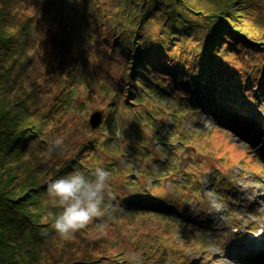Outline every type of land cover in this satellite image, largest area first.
Here are the masks:
<instances>
[{"label": "trees", "instance_id": "obj_1", "mask_svg": "<svg viewBox=\"0 0 264 264\" xmlns=\"http://www.w3.org/2000/svg\"><path fill=\"white\" fill-rule=\"evenodd\" d=\"M165 96L166 106L152 99ZM147 99L162 110L148 111ZM172 99L177 110L193 113L206 105L220 128L239 129L248 155L264 161V0H0V264H129L131 250L143 264L213 256L203 199L192 220L164 187L185 142L173 144V130L163 135L159 114L167 118ZM96 105L107 115L93 131L89 114ZM121 109L132 112L126 126ZM143 117L153 137L142 132ZM61 135L66 146L50 154ZM160 146L169 150L164 164ZM148 160H160V173H152ZM218 164L204 165L202 174L210 173L219 198L232 196L231 207L238 191ZM100 165L112 173L122 211L106 230L97 218L65 238L53 227L62 206L48 185L76 170L90 175ZM249 171L260 174L264 166ZM187 172L172 180L176 193L192 188L202 198L199 175ZM134 195L143 199L133 201ZM146 213L166 220L162 228L177 249L155 232L118 236L117 218ZM230 234L223 253L235 259L238 233Z\"/></svg>", "mask_w": 264, "mask_h": 264}, {"label": "rangeland", "instance_id": "obj_2", "mask_svg": "<svg viewBox=\"0 0 264 264\" xmlns=\"http://www.w3.org/2000/svg\"><path fill=\"white\" fill-rule=\"evenodd\" d=\"M85 92L86 89H82L78 95L79 99L84 98ZM88 93L92 94V89L89 88ZM152 99L165 106L169 105V101H171V99L169 100L166 96L161 100L155 97ZM154 100H145L148 111L151 110L152 105L156 107L154 104L156 101ZM159 103L158 105L162 106ZM170 105L171 111H169L170 113L166 116L167 118L158 113L161 118L160 123L163 128V135H167L170 130H173V137L170 139L171 142L176 144L178 138L183 139L185 142L177 151L179 158H172L173 162L177 163L175 173L164 180V187L169 195L172 197L176 196L184 203L192 220L198 219L201 209L197 207L196 203L198 200L203 199L201 208L205 211L207 219L211 221V225L213 226V229L210 230L211 243L208 247L210 252H215L213 256L203 258L201 254H191L188 255V257L192 259L193 264H253L257 257L259 258V256H262L263 259L259 264H264V255H257V253H264V171H261L262 173L260 174L249 171L251 169L259 170L261 166H264V161L261 159H254L252 155L249 156L248 153H250L249 150H251V147L240 137L239 132L241 131L239 129H237V131L235 129L234 131H230L229 129L220 128L216 124L215 118L208 112L206 105L204 109L200 110L198 113H193L188 107H180L181 110H177L179 104L173 99ZM156 108L157 111L162 110L158 107ZM94 109L102 110L101 125L103 120H105L104 118L107 115V111L100 105H96ZM173 110H177V112L180 111V113H175V117L172 118ZM92 112L93 110L91 113ZM120 114L121 117H119V121L125 126L130 124L132 112L121 109ZM142 122H144V124L141 125L142 132L145 135H151V137H153L155 132L152 133L153 125L151 122H148L144 117L141 118V123ZM252 122L253 121H251V123ZM155 123L159 124V121L158 123L155 121ZM130 129L132 130V127H130ZM159 148L164 151L158 153L157 157L163 161L164 164L169 150H165V147L161 146ZM255 148L256 147L253 149ZM216 151L220 155L219 157ZM143 152L146 153V151ZM231 159L234 160L233 163H231ZM160 160H148L154 175L160 173ZM173 162H171V166L174 165ZM212 162H218V165L221 167L225 166L226 168L223 171L225 176L230 178L233 177L232 182L238 190L235 204L238 206L239 202L240 204L244 203L247 205L243 213L237 209L235 204L231 207L228 205L229 202L232 201L231 195H228L225 200L217 196L216 191L209 185L208 178L210 173L202 174L205 172V170H202L203 166L211 164ZM131 164L132 163H130V165ZM162 169V172L165 173V168ZM182 170H187L189 174L199 175L202 198H200V195L198 196L199 191L196 190L193 192L192 188L185 189L182 195L179 192L176 193L177 189L173 186L174 183L172 180H181L182 177L180 172ZM152 178L146 180L145 183L147 187L151 186ZM112 183L115 184V181L112 180ZM118 184L119 182L116 183V186ZM116 190L119 191L118 188H116ZM153 191L157 193L161 192L162 189L160 187H154ZM132 199L133 201H141L143 198L134 195ZM117 220L119 225L116 228V233L118 236L136 239L139 237L142 238L149 232H155L159 236V241L166 243L164 246L167 248L171 246V249H177V246H174V244L169 245V236L162 228L163 224L166 222L165 219L146 213L140 215L135 214L134 216H127L124 218L120 217L117 218ZM237 223L241 230H244L247 225L249 228L255 229L251 232H259L261 238L257 240L251 238L243 239V237L239 236L240 233L238 232V239L237 241L235 240L234 244H237V247L242 253L241 251L234 252L235 254H239L237 259H230L224 255L223 250L224 247L227 246V243L231 241L230 232L236 230L235 228L237 226L235 224ZM197 229L200 230L201 228ZM171 251L172 250H170V252ZM174 253L176 257L183 258L182 252L175 250ZM183 259H186V257ZM153 264L155 263L153 262Z\"/></svg>", "mask_w": 264, "mask_h": 264}, {"label": "clouds", "instance_id": "obj_3", "mask_svg": "<svg viewBox=\"0 0 264 264\" xmlns=\"http://www.w3.org/2000/svg\"><path fill=\"white\" fill-rule=\"evenodd\" d=\"M64 146L65 137L58 136L49 152ZM111 176L110 169L100 165L90 175L76 170L49 183L47 192L62 206L53 225L60 235L69 238L97 218H102L105 230L110 226L111 219L122 211V206L115 203ZM127 259L129 264H143L142 256L135 250L127 254Z\"/></svg>", "mask_w": 264, "mask_h": 264}, {"label": "water", "instance_id": "obj_4", "mask_svg": "<svg viewBox=\"0 0 264 264\" xmlns=\"http://www.w3.org/2000/svg\"><path fill=\"white\" fill-rule=\"evenodd\" d=\"M101 119H102V110L94 109L89 117V123L91 125L92 130H95L96 128L99 127Z\"/></svg>", "mask_w": 264, "mask_h": 264}, {"label": "bare ground", "instance_id": "obj_5", "mask_svg": "<svg viewBox=\"0 0 264 264\" xmlns=\"http://www.w3.org/2000/svg\"><path fill=\"white\" fill-rule=\"evenodd\" d=\"M255 236H257V235H255Z\"/></svg>", "mask_w": 264, "mask_h": 264}]
</instances>
